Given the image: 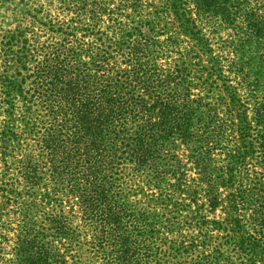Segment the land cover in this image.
I'll return each instance as SVG.
<instances>
[{
    "label": "trees",
    "instance_id": "obj_1",
    "mask_svg": "<svg viewBox=\"0 0 264 264\" xmlns=\"http://www.w3.org/2000/svg\"><path fill=\"white\" fill-rule=\"evenodd\" d=\"M0 8V264H264V0Z\"/></svg>",
    "mask_w": 264,
    "mask_h": 264
},
{
    "label": "rangeland",
    "instance_id": "obj_2",
    "mask_svg": "<svg viewBox=\"0 0 264 264\" xmlns=\"http://www.w3.org/2000/svg\"><path fill=\"white\" fill-rule=\"evenodd\" d=\"M0 15H1L0 18L3 15H4L3 17H6V16L9 15V13L8 12H4L3 9L0 8ZM6 21H11V20L6 18ZM202 32L205 34V36L207 38L208 37L211 38V43H209L208 48H206V49L209 50L210 53L207 52V51H205V52L199 51V53L201 54V58H202L203 63L207 64L208 61H210V56L215 57V58L217 57L219 59V61H220L219 65L222 68L221 69V72H222L221 76L226 78V80H228V81L229 80H233L236 75L230 73L228 71L227 67H228L230 61L239 59L240 54H239L237 46H238V42L240 40V37H239L240 35L237 33V34H235L233 36V31L230 30V29H225V28L215 32L213 35H210L204 29L202 30ZM168 34L171 35L172 33L169 32ZM179 44H180L179 45L180 50H183L185 46L186 47H190V46L194 45V41H192L188 36L183 37L181 35L180 39H179ZM261 44L264 46V40L262 41ZM260 46H261L260 44H253L251 46L250 45L247 46L248 51L246 52V55H247L248 58L251 57L250 63L247 66H249L252 63H257L258 62V60L255 59V56L252 53V51L256 52L257 56L260 55V52H259V47ZM168 54L169 55H174L172 53V51H168ZM242 61H244V58H243ZM259 68H262L264 70V63L260 64ZM258 77H260L261 79L264 80V75L258 76ZM246 78L249 79V80H252L253 79V75L252 76H246ZM221 80L226 82L225 79H221ZM230 84L236 86V82L235 81H231ZM239 95L240 96H248L247 89H245V88L241 89L239 91ZM262 95H264V87H263L262 92H259V94H258L260 99H261L260 96H262ZM259 98H258V100H259ZM249 100H251V99H249ZM247 106L251 108L250 103H247L246 107ZM247 113L249 114L248 111H247ZM254 147H255L254 151L256 153H258V151H257L258 149L256 148V146H254ZM252 165L253 164L249 165L250 168H252L251 167ZM249 176H251L250 178L252 179V177H254L255 175L252 174V172H250ZM261 178H262V176H261ZM263 181H264V178L261 179L262 184H259V185H253L251 182H246V185L249 186L253 190V193H254V194H249L248 195L249 206H250V210L248 211V215H250V217L254 215V208H259V207H261L262 204H264V198L258 196L261 193V190H258V189H264ZM253 188L256 189V191ZM219 190L225 191L224 188H220ZM220 215L222 216V214L220 213V209H217V210L214 211V214L209 215L208 218L209 219H213L215 217L216 219H219Z\"/></svg>",
    "mask_w": 264,
    "mask_h": 264
}]
</instances>
